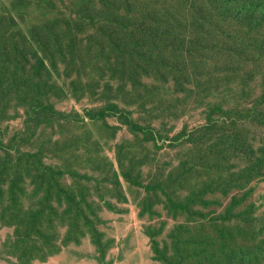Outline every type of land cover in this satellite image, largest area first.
Wrapping results in <instances>:
<instances>
[{
	"label": "rangeland",
	"instance_id": "374dc122",
	"mask_svg": "<svg viewBox=\"0 0 264 264\" xmlns=\"http://www.w3.org/2000/svg\"><path fill=\"white\" fill-rule=\"evenodd\" d=\"M243 1L0 0V264H264Z\"/></svg>",
	"mask_w": 264,
	"mask_h": 264
},
{
	"label": "trees",
	"instance_id": "16d2710c",
	"mask_svg": "<svg viewBox=\"0 0 264 264\" xmlns=\"http://www.w3.org/2000/svg\"><path fill=\"white\" fill-rule=\"evenodd\" d=\"M255 3H257V2L254 1V0H244V1H243V5L245 6V10L252 9L253 6H257V5H255ZM32 106H34V105H32ZM112 108L117 109L118 106L115 105V104H112V103H111V104L109 105V109H112ZM50 110H52V109H50ZM55 112H56V111H55ZM107 112H108V110H106V109H101V110L96 111V112H94V113H92L91 111H89V115H90L91 117H103V116H105V115L107 114ZM140 127H141V126H140ZM141 128H142V127H141ZM142 129H143V128H142ZM222 256H224V254H222ZM218 257H219V256H218ZM240 260L243 261L242 255L240 256ZM205 263H207V264H213V263H214V259L211 258V257H209V256H207L206 258H203V260H201V261L198 262V264H205Z\"/></svg>",
	"mask_w": 264,
	"mask_h": 264
},
{
	"label": "bare ground",
	"instance_id": "6f19581e",
	"mask_svg": "<svg viewBox=\"0 0 264 264\" xmlns=\"http://www.w3.org/2000/svg\"><path fill=\"white\" fill-rule=\"evenodd\" d=\"M136 236V235H135Z\"/></svg>",
	"mask_w": 264,
	"mask_h": 264
}]
</instances>
